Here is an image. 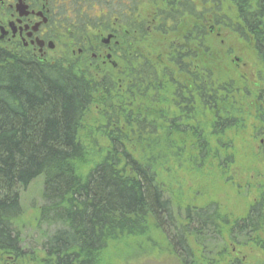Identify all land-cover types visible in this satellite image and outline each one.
<instances>
[{"label": "trees", "instance_id": "1", "mask_svg": "<svg viewBox=\"0 0 264 264\" xmlns=\"http://www.w3.org/2000/svg\"><path fill=\"white\" fill-rule=\"evenodd\" d=\"M132 1L135 44L121 84L0 46V252L20 251V190L39 177L40 219L57 225L40 245L49 264H97L111 242L149 237L152 227L179 264H237L230 247L242 242L264 251V194L244 217L230 219L217 202L181 208L160 179L171 160L183 159L187 139L196 167L227 171L235 162L227 132L246 128L252 115L264 123V0H150L159 9L145 34L146 55L135 19L143 0ZM211 28L252 44L261 65L255 86L246 76L216 75L207 59ZM181 31L185 47L176 63L169 42ZM98 94L106 148L81 171L79 162L90 156L81 133Z\"/></svg>", "mask_w": 264, "mask_h": 264}, {"label": "rangeland", "instance_id": "2", "mask_svg": "<svg viewBox=\"0 0 264 264\" xmlns=\"http://www.w3.org/2000/svg\"><path fill=\"white\" fill-rule=\"evenodd\" d=\"M210 33L211 51L207 59L209 63H213L209 59L212 57L215 63L212 68L216 75H228L236 77V80H239L240 75L246 76L244 78L248 77L249 84L255 86L261 65L252 44L239 40L227 30H223L218 36L211 30ZM237 58L242 59L243 63ZM239 95L240 93L237 96L238 101ZM99 96L101 98V94L96 96L93 112L88 116L86 129L81 133L90 154L89 158L79 162L78 168L81 171H87L93 161H98L106 148L107 129L97 114L103 102ZM252 117L255 118V115ZM254 118H246V128L240 125L238 129L227 132L223 138L230 140L233 137L235 146L230 151L235 154V162L226 167L227 171L208 163L204 167H196L190 160L193 154L187 139L183 159L171 160L168 166L170 172L167 173L164 169L160 178L165 180V186L181 208L217 202L222 216L230 219L242 218L248 213L251 204L264 194V123ZM179 137L183 140L188 138V134H181ZM43 190V177L35 179L28 187L20 190L22 215L16 224L21 230V250L24 256L19 259L18 264H49L52 261L40 247L46 233H54L57 229V225L47 224L40 219L44 205ZM150 234L149 237H124L111 242L97 257V264H179L175 257L166 252L167 237L154 227L150 229ZM233 247L230 249L234 250L232 256L238 260L237 264H264V251L255 244L242 242L241 246ZM0 264L3 263L0 261Z\"/></svg>", "mask_w": 264, "mask_h": 264}, {"label": "flooded vegetation", "instance_id": "3", "mask_svg": "<svg viewBox=\"0 0 264 264\" xmlns=\"http://www.w3.org/2000/svg\"><path fill=\"white\" fill-rule=\"evenodd\" d=\"M133 5L132 0H0V46L17 47L44 64L76 65L81 75L101 84L114 80L121 84L135 44ZM158 9L143 0L135 16L142 22L140 48L145 55L149 45L145 34L155 27L151 13ZM183 42V32H175L169 42L172 62H178ZM16 249H2L0 261L18 264L24 255L22 247Z\"/></svg>", "mask_w": 264, "mask_h": 264}]
</instances>
